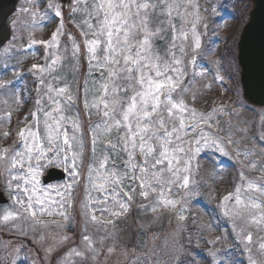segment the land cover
I'll return each instance as SVG.
<instances>
[{"label": "rangeland", "instance_id": "1", "mask_svg": "<svg viewBox=\"0 0 264 264\" xmlns=\"http://www.w3.org/2000/svg\"><path fill=\"white\" fill-rule=\"evenodd\" d=\"M37 2L41 6L36 11L44 13L47 0H37ZM57 2L59 1L57 0ZM71 3L72 0H67L65 4H61L63 9L61 19L54 16V9L48 10L47 17H33L30 12L23 11L24 8H31L32 0H21L16 12L8 20L12 35L10 42L0 50V80L12 82L16 94L12 95V89L7 92L0 91V133L3 131L11 133L7 138L0 135V147H20L16 132L25 127L23 123L25 117L29 118L28 123H32L31 111L35 110L37 89L41 88L39 77L42 75L47 83L67 86L74 97L71 109L66 112V115L73 118L78 117L76 122L80 125L81 131L77 132V136H83V163L78 161L80 175L77 178L78 182L71 189L69 200L66 196L58 193L67 192V185L72 183L73 178L64 167L44 162L45 167L41 168L38 177L39 187L46 190L51 200L56 202L52 205L53 211H65L68 217L65 220L59 215H44L43 221L46 222V226L43 223L37 225L31 221L24 222L22 220L3 222L2 217L5 212L14 211L17 207L15 198L24 199L25 194L15 187L11 190L7 187V173L0 166V189L8 198V203L0 207V264H48L50 256L61 243L64 234L67 235V238L73 236V223L70 219L74 212L81 213V219H84L83 224L93 226L91 230L86 229L84 235L91 238L92 244L102 245L98 249L93 248L92 251L99 256L98 253L105 250L102 254L105 255L103 264H171L169 258H163L155 253L141 261L121 255L112 258L111 252L119 242L121 244L122 241L124 245V238L119 239L118 234L113 237L109 233L105 234L106 238L100 237L96 232V228H99L100 224L102 227L106 220L121 216L111 215L112 210L120 211L111 202L108 205L109 212L100 213L97 211L95 213L100 222L91 220V209L101 207L95 203V200L102 194L94 191L88 184V166L91 161L87 162L85 157L92 149V128L90 126L94 125L101 117L96 114L94 108H86L85 102L87 101L91 106L99 88V81L96 79L97 73L89 72L84 38L80 30L81 13L70 14L69 4ZM182 3L181 11L183 12L184 7H188L189 14L183 21L180 18L173 20L178 30L183 26L187 32V39L183 40L182 46L187 48L190 44H194L191 24L196 23L202 45L200 52L205 53L198 55L195 65L189 68V75L185 83L190 90L185 93V99L189 107L194 108L198 113H207L213 108L218 110L213 120L215 126L208 129L206 134L214 133V136L219 138L224 152L217 150L211 142L207 145L202 143L200 152L196 153L191 161V172L188 174L189 189L172 187V193L167 195L166 199L178 201L175 207L165 206L158 200L157 193L150 192L147 197V199H151L148 200L150 202L141 209L145 215L142 221L148 220L150 224H155L161 215L165 216V213L170 215L177 211L180 195L187 191L190 199L188 202L193 205L191 213L187 215V211L179 214L183 217L190 216L196 226V235H206V237L198 238V249L203 252V256L194 257V264H251L252 261H255L256 264H264V251L259 247L261 243H264V221L260 224L251 222L253 215L260 217L264 213V194L247 189L249 182L264 185V148L261 147L264 145V108H254L243 102L236 62L237 41L241 29L248 19L250 4L246 0H191L192 6L187 4V0H182ZM196 4H199V14L203 17L201 21L196 19L194 7ZM173 17H175V13H173ZM161 18L165 20L161 26L163 30L154 39L163 52V49L170 46L172 33L167 18ZM61 24L63 27L62 34L58 36V46L45 48L41 43H31L32 40L49 41L52 33L61 27ZM204 24L207 25V28L204 27ZM153 26L156 27V25ZM179 35V31H177V36L179 37ZM70 36L80 46L77 57L72 55L73 39ZM176 44L178 47L181 46L180 38L176 40ZM191 55L190 52L189 58ZM57 57L59 59L51 73L34 74L30 71L33 64L48 67L51 65V61ZM5 65L8 66L7 69H5ZM13 67L17 69L16 72L11 71ZM202 69L203 74L201 75ZM51 77H58V79L52 80ZM217 77H222V79H217ZM45 99L47 98L45 97ZM17 101L24 102L18 104ZM89 110H91V116H89ZM9 111L12 112L10 123L7 116ZM202 127L206 126L202 125ZM229 134L231 139L236 142L239 154L237 146L227 143ZM193 148L195 149V145ZM249 151L253 155L245 156L243 154ZM99 154L100 146L98 144L97 155L99 156ZM48 155L51 156L52 153H48ZM253 162L255 167H252ZM229 166L236 168V175L231 173L228 176L225 168ZM50 168L61 169L66 175L65 181L43 185L42 177ZM81 171L82 173L87 172L85 180ZM15 183L13 182L14 185ZM124 184L125 187L119 199L126 203L127 207L122 215L129 210L130 206L128 205L129 199L123 195V192L128 191L130 182L125 180ZM131 186L136 188V191L132 192L133 197H136V193H140L138 183ZM237 187L241 188V196L245 202H248L250 197L256 198L258 202H261V209H242V217L225 216L222 204H226L230 209L237 206L234 198L227 202L223 198L229 194H233L234 197ZM186 197L185 194V202ZM141 198L144 201L147 200L142 196ZM227 230L231 231L239 244L235 251L240 253V258L235 260L221 250L229 243V239L225 236ZM249 233L252 235L251 243L246 239ZM83 236L80 237V242L85 243ZM83 258V256L67 253L59 255L55 264H81Z\"/></svg>", "mask_w": 264, "mask_h": 264}, {"label": "snow or ice", "instance_id": "2", "mask_svg": "<svg viewBox=\"0 0 264 264\" xmlns=\"http://www.w3.org/2000/svg\"><path fill=\"white\" fill-rule=\"evenodd\" d=\"M62 3L63 0H47L46 11L39 13L36 9L41 6L40 3L32 0L31 8H24L23 11L30 12L33 17H47L48 10L54 9V16L62 19ZM187 4L192 6L191 0H187ZM182 6V0H72L69 4L70 14L81 13L80 30L84 38L89 72L97 73L96 79L99 81L91 106L85 102L86 108H94L101 117L90 126L92 155L87 180L94 191L102 194L95 200L101 207L91 209L93 222H100L95 214L97 211L109 212L110 202L120 209L112 210V216L123 214L127 205L119 197L125 187V180L130 184L123 195L129 200L132 199L131 193L136 191L131 185L138 183L139 194L145 199L150 192H155L158 200L165 206L175 207L178 201L168 200L166 196L172 193L173 186L177 189H189L191 161L200 152L201 144L211 142L217 150L224 152L219 138L214 133L206 134L208 129L215 126L213 120L218 110L213 108L207 113H198L189 107L185 99V93L190 90L185 83L189 68L195 65L198 55L205 53L200 52L202 45L196 23L191 24L194 44L187 48L182 46L183 40L187 39V32L183 26L178 30L173 22L174 18L183 21L189 14L188 7L181 11ZM194 7L196 19L201 21L203 17L199 14V4ZM161 17L167 18L172 33L170 46L163 49V52L154 39L163 30L161 26L165 20ZM62 27L61 24L52 33L49 41L32 40L31 43H41L45 48L58 46ZM204 27L207 28V25L204 24ZM177 31L180 33L179 37ZM70 38L73 39L72 55L77 57L80 46L74 38ZM178 38L181 39L179 47L176 44ZM190 52L192 55L189 58ZM58 59H53L48 67L33 64L30 71L34 74L51 73ZM4 67L8 68L7 65ZM11 71L16 72L17 69L13 67ZM200 74H203V69ZM51 79L56 80L58 77ZM39 84L41 88L37 89L35 110L31 111L32 123H28L29 118L25 117V127L16 132L20 147H0V166L8 176L7 187L10 190L15 187L25 194L24 199L15 198L17 207L14 211L5 212L3 222L22 220L46 226L44 215H59L67 220L65 211H53L52 205L56 202L51 200L46 190L39 187L40 170L45 167L46 162L62 166L69 172L73 178L72 183L67 185V192L58 193L69 200L71 189L80 175L78 161L83 163V136H77V132L81 131L76 122L78 117L66 115L74 97L67 86L47 83L42 75L39 77ZM10 89L12 95H15L12 82L0 80V91L7 92ZM23 102L17 101L18 104ZM11 115L12 112L9 111V123ZM0 135L7 138L11 133L3 131ZM227 143L237 146L230 134ZM261 147L264 148V145ZM237 151L239 154L238 146ZM243 154L253 155L251 151ZM252 167H255L254 162ZM13 182H16L15 185ZM28 185L31 187H27ZM247 189L264 194V185L249 182ZM185 194L187 195V191ZM233 198L237 207L230 209L226 204L221 205L225 216L242 217V209L262 207L256 198L250 197L245 202L240 187L235 189L234 197L229 194L223 199L227 202ZM180 219L184 217L181 215ZM262 221L264 213L260 217H251V222L256 224ZM246 239L251 243L252 235L249 233ZM83 241L89 249L92 248L88 235L83 236ZM259 247L264 251V243ZM74 254L84 255L79 251H74ZM251 264L256 262L252 261Z\"/></svg>", "mask_w": 264, "mask_h": 264}, {"label": "trees", "instance_id": "3", "mask_svg": "<svg viewBox=\"0 0 264 264\" xmlns=\"http://www.w3.org/2000/svg\"><path fill=\"white\" fill-rule=\"evenodd\" d=\"M91 155V152L87 153L85 157L87 162L91 161ZM225 171L228 172V176L231 175V173H233L232 175H236V168L234 166L225 168ZM86 173V171L83 173L81 171L84 180L86 178ZM82 185L84 186L83 182ZM136 195V197H133V193L131 194L132 199L129 200L130 202L128 201V205H130L129 210L124 215L106 220L102 227H100V224L99 228H96V232L100 237L106 238L107 236H105V234L109 233L113 237L118 234L119 239L124 238V245L122 244V241L121 244L119 242L115 246L114 251L111 252L113 255L112 258L121 255L123 257H133L134 259H139L141 261L144 258L146 259L152 256V253H155L163 258H169L171 264H194V257L203 256V252L198 249L197 243L198 238H201L203 235L195 234L197 232L196 226L190 219V216L180 219L179 213L188 211L187 215H190L193 207V205L188 202L190 200L188 192L186 195V202L185 193L180 195L177 211L170 215L167 213H165V216L161 215L155 224H150L148 220H146V222L142 221L144 220L145 215L141 209L145 207L146 203L150 202L148 200L151 199L148 198L144 201L139 193H136ZM81 217V213H73V217L70 219L73 223V236L64 239V237L67 236L64 234L61 243L50 256L48 264H55L59 255L67 253L69 255H75L74 251L84 253V255H82L84 258L82 259L81 264L104 263L105 255L102 254L105 250L100 251L98 253L99 256L92 251L93 248L98 249L102 245L98 246L97 243H94L92 244V248L89 249L85 243L80 242V237L84 235V231L86 229L91 230V227H93L83 224L84 219H81ZM225 236L229 239V243L221 249L222 252L234 260L240 258V253H236L235 251V248L238 247L239 244L233 237L231 231L227 230ZM203 237H206V235ZM22 239H24V237H22ZM25 239L29 240L27 238ZM77 240L79 241L78 243ZM121 248L122 250H120Z\"/></svg>", "mask_w": 264, "mask_h": 264}, {"label": "water", "instance_id": "4", "mask_svg": "<svg viewBox=\"0 0 264 264\" xmlns=\"http://www.w3.org/2000/svg\"><path fill=\"white\" fill-rule=\"evenodd\" d=\"M19 1L0 0V48L10 40L11 29L7 20L15 12ZM246 1L251 7L236 46L239 83L245 104L264 108V0ZM64 179L65 174L61 170L50 169L42 182L48 185ZM7 202L0 191V206Z\"/></svg>", "mask_w": 264, "mask_h": 264}]
</instances>
